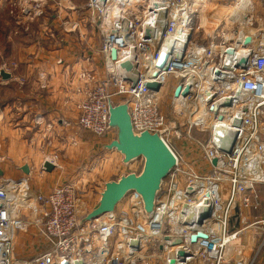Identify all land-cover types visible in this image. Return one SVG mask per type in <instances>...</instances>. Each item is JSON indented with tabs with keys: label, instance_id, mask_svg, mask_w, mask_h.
Masks as SVG:
<instances>
[{
	"label": "built area",
	"instance_id": "2783aa9c",
	"mask_svg": "<svg viewBox=\"0 0 264 264\" xmlns=\"http://www.w3.org/2000/svg\"><path fill=\"white\" fill-rule=\"evenodd\" d=\"M2 1L18 23L42 18L47 7L57 5L52 17L62 30L82 36L84 19L72 17V0ZM242 1L245 21L226 22L230 29L223 27L217 40L209 33L195 38L198 14L210 0H88L83 5L104 38L100 51L106 71L77 104V125L96 137L105 134L109 98L127 102L135 131L158 132L177 165L150 215L131 192L116 213L82 225L91 186L84 172L46 195L33 189L27 175L3 173L0 264H255L264 247V216L245 212L259 209L255 185L264 184V46L257 44L264 37V0H218L233 9ZM131 53L127 70L123 59ZM138 53L152 56L148 76L138 71ZM82 77L90 83L89 73ZM150 81L159 82V90L148 88ZM169 86L168 111L162 95ZM57 159L53 154L44 163L58 167ZM236 210L240 226L230 230ZM24 232L34 239L27 254L16 250ZM200 232L206 236L192 240Z\"/></svg>",
	"mask_w": 264,
	"mask_h": 264
},
{
	"label": "crops",
	"instance_id": "0c3cea01",
	"mask_svg": "<svg viewBox=\"0 0 264 264\" xmlns=\"http://www.w3.org/2000/svg\"><path fill=\"white\" fill-rule=\"evenodd\" d=\"M0 13V23L3 21L6 27V46L0 47V64H6V70L12 74L9 80L2 81L0 78V86L10 91L0 107L4 118L0 130L2 159L6 161L2 169L9 176L16 171L24 174L20 168L28 164L31 171L28 178L33 189L46 195L56 186L78 176L75 172L80 159L84 161V155L74 156L72 143L80 150L87 148L91 139H95L103 148V144L113 139V134L96 137L77 125V104L90 89V83L82 74H88L89 68L94 67L97 68V80L104 77L101 40L97 42V48H92L95 52L92 51L90 56L87 44L90 42L85 30L82 29L81 38H75H80L81 43L73 44V34L60 29L58 36H64V44L46 46L41 39L46 38L48 24L35 27L41 20L46 21L45 16L31 22L18 23L15 15L10 13V6L2 0ZM51 21L58 22L53 17ZM90 59L97 61V66L95 63V66H91ZM46 136H49L50 146L46 142L48 139L42 140ZM68 150L72 151L71 154H67ZM53 154L58 155V167L51 172L41 171L40 167L46 158ZM65 171L73 175L66 177ZM37 174L41 179L35 180ZM257 185H261L259 190ZM95 188L98 193L102 187L98 185ZM255 191L260 203L259 209H250L245 215L264 216V184H256ZM239 226L232 224L233 228ZM255 264H264V247Z\"/></svg>",
	"mask_w": 264,
	"mask_h": 264
},
{
	"label": "water",
	"instance_id": "95a60500",
	"mask_svg": "<svg viewBox=\"0 0 264 264\" xmlns=\"http://www.w3.org/2000/svg\"><path fill=\"white\" fill-rule=\"evenodd\" d=\"M111 54L115 58L116 49L113 48ZM125 67L129 69L131 67L130 63H126ZM11 77L12 74L1 66V80H9ZM132 80L134 83L137 82L136 77ZM146 86L157 91L160 88V83L150 81L146 82ZM180 89V87L176 88L175 96L179 94ZM187 92L188 89L185 93ZM108 105L109 122L107 132L113 134V139L103 144V148L109 151H117L121 156L123 165H127L137 158H142L143 166L140 172L132 171L120 175L117 179L105 181L99 192L100 197L97 205L79 219L80 225L104 214L116 213L118 205L131 192H136L139 195L145 213L150 215L154 210L157 196L162 189L165 178L177 165V156L173 149L158 132L150 130L137 132L134 130L127 102L120 103L109 98ZM213 163L216 164V159L213 160ZM44 167L46 171L51 172L55 165L51 161H46ZM20 169L25 175H30L31 171L28 164ZM3 173V169L0 168V175H3ZM198 236L205 237L206 235L201 232L197 233L192 236V240H195ZM176 239V242L181 241L180 238ZM77 264L83 263L80 261Z\"/></svg>",
	"mask_w": 264,
	"mask_h": 264
},
{
	"label": "rangeland",
	"instance_id": "374dc122",
	"mask_svg": "<svg viewBox=\"0 0 264 264\" xmlns=\"http://www.w3.org/2000/svg\"><path fill=\"white\" fill-rule=\"evenodd\" d=\"M72 2L74 3V6L76 7L73 10V12H75V13L73 14L72 17L74 19H78L79 21H80L81 17L84 19L82 21V24H83L82 29L85 30L86 36L89 37L88 40L90 43H87V42L86 43L89 45L88 49L91 52L89 54H90V56H92V54H93L92 51H94L92 48L93 47L97 48V42H99L100 40H101V44H102V37L100 36V32H99L98 28H96L95 25L92 24V17L90 16V13H88L87 10L83 7V5H85L88 2V0H72ZM228 7H230L231 10L233 9L232 5L228 6L226 4L219 3L218 0H210V3L205 8L201 9L199 14H198V17H197L198 29H197V32L195 34V38L197 40H201L205 36L207 37L208 33H209V36H211V35L215 36L216 33H221L220 28L222 29L224 26L226 28L230 29V27L228 25L229 24L228 21H225L223 19V18H227L228 16H231V13L228 12L230 10V8L228 9ZM236 7H238V6H236ZM236 7H234V8H236ZM240 7H238L239 10H238L237 17L243 16V13H239V12H241ZM59 10H60L59 6H57V5H52V6L47 7L46 15H45L46 21L41 20L39 22V25L35 26L36 28H38V27H41V25L43 26L44 24H48V26L46 28L49 29V31L45 34L46 38L41 39L43 41L42 42L43 45L49 46L50 44H52V45H63L64 44V40H63L64 36L63 35L58 36L60 29H62V28H60L57 21L55 23L51 21L52 15H54ZM64 10L65 9L63 8V11ZM240 14H242V15H240ZM0 15H1V13H0ZM232 16H233V18H236L234 15H232ZM221 20L223 23L220 22ZM226 22L228 24H226ZM217 24H221V25L218 27L217 32H214L213 30L217 27ZM0 26L3 29L6 28V27H4L3 21L0 23ZM76 36L81 38L79 33L75 32L72 35V37H74V40H75ZM80 38H79V40L76 39L75 42H73V44L78 43V42L81 43L82 40ZM217 39H220V37H215V40H217ZM100 48H101V45H100ZM90 63H91V66H95L94 63L97 66V61L95 62L93 59H90ZM0 66H1V64H0ZM103 68H104V72H105L104 62H103ZM89 74L91 76V78H90V89H92L95 85L96 80H97V68L90 67L89 68ZM8 92H10V91H7V90L1 88V86H0V102L4 100V98H5V96H7ZM170 98H171V95H170V86H169L168 90H166L164 92V94L162 95L163 108H167L166 110H168V111L170 109V105L167 103L169 102ZM3 121H4V118L2 116H0V130H1V126H2ZM104 136H100V137H104ZM43 138L48 139V140H46V142L50 146L51 142L49 140V136L42 137V140H45ZM71 146L73 147V150H74L73 151V153L75 154L74 156L78 157V156L84 155L83 156L84 161H82L80 159V161H79L80 164H78V169L76 170L75 173H76V175H80L81 172H84V174L87 177H89L91 180V184H92L91 187L92 188L88 190V193L86 196L90 210H92L97 205V202H98L99 197H100V194H99V192L97 193V189L95 188V186L99 185L100 187L103 188V185H104L103 183L105 181L117 179L120 175L125 174V173H129L132 171L140 172L142 169V166H143L142 158H137V159L131 161L130 163H128L127 165L122 166L120 163V154L115 152V151L105 150L104 148H102L101 144L95 139H91L90 145L87 148H82V149L80 148V150L76 149L77 146L74 143H72ZM60 147L61 146H59V148ZM62 147H63V145H62ZM100 148H102V149H100ZM77 150H78V152H77ZM2 151L3 150H2L1 134H0V168L1 169H2L3 165H5L4 163L6 162L4 159H2ZM71 152L72 151L68 150L67 154H71ZM57 157H58V155H57ZM59 171L62 172V170H59ZM65 172H66V174H65L66 177H70L72 174L68 171H65ZM16 174H21V173H19L18 171L13 173V175H15V176H16ZM0 176H3V175H0ZM38 179H41V176L39 174H37L35 176V180H38ZM102 188H100V189H102ZM123 203H124V201L119 204V207L122 206ZM117 209H118V207H117ZM81 211L82 212L85 211L84 207L81 209ZM239 215H240V212L238 213V216ZM235 222H236V220H234V224H235ZM239 224H240V216L238 219V225ZM231 226H232V223H231ZM231 226H230V228H232ZM24 234L23 233L20 234L21 238L20 239L18 238V240L16 242V250L18 252H20L21 254H27L28 253V251H27L28 247L34 248V245L32 242V241H34V239H32L33 236L31 234H28V232H24Z\"/></svg>",
	"mask_w": 264,
	"mask_h": 264
},
{
	"label": "bare ground",
	"instance_id": "6f19581e",
	"mask_svg": "<svg viewBox=\"0 0 264 264\" xmlns=\"http://www.w3.org/2000/svg\"><path fill=\"white\" fill-rule=\"evenodd\" d=\"M243 3H242V5H237L238 7H240V8H242L243 7V4H244V2H246V1H242ZM238 7H236V8H234V9H232L231 10V8L230 7H228V9L230 8V10L228 11L229 13H231V16H228L227 18H223L225 21H228V23L229 24H234V20L237 18V15H238V10H239V8ZM233 8V7H232ZM114 7H113V9H112V12H114ZM241 10V9H240ZM240 13V12H239ZM227 14V13H226ZM232 15H234L236 18H233V16ZM245 17V16H244ZM244 17L243 16H240V18H241V21H245V19H244ZM244 19V20H243ZM220 22H222V20L220 21ZM223 23V22H222ZM221 23V24H222ZM221 24H217V27L213 30L214 32H217V29H218V27L221 25ZM225 27V26H224ZM212 31V32H213ZM100 32V31H99ZM222 32H224V30H222L221 29V33H216L215 34V36H212L211 35V37H220L221 36V34H222ZM246 32L247 33H250L251 34V32L252 31H249V30H246ZM264 32V31H263ZM211 33V32H210ZM212 34V33H211ZM100 36L102 37V44H101V48H100V50L103 48V46H104V44H103V42H104V38H103V36H102V34H101V32H100ZM253 38V35H251L248 39H247V41L249 42L250 41V39H252ZM257 44H258V46L260 45V47H263L264 46V37H262V40H260V37H259V40H258V42H257ZM114 49H116V48H114ZM165 51V50H164ZM166 52V51H165ZM138 54H140V61H139V64H138V71H139V73L141 74V76H143V77H145V76H148V74H149V72L151 71V64H150V60L152 59V56H151V54H148V53H138ZM116 55H117V50H116ZM132 53L130 54V56L129 57H127L126 56V54L124 55V59H123V61H124V63H123V67H125V64L126 63H128V60L130 61V57H132ZM103 56V55H102ZM103 58H104V56H103ZM157 60V59H156ZM155 60V61H156ZM126 62V63H125ZM130 63V62H129ZM137 68V67H136ZM130 69V68H129ZM127 70H128V68H127ZM105 71H106V68H105ZM105 73V72H104ZM156 73V72H155ZM130 113H131V111H130ZM131 116H132V114H131ZM132 123H133V120H132ZM133 128H134V126H133ZM135 130V129H134ZM144 131V130H143ZM137 132H141V131H137ZM105 134H97V136L98 137H100V136H104ZM259 137L260 136H258V138L257 139H259ZM251 158V154L250 153H248L247 154V156L244 158V160H245V162H248L249 161V159ZM165 180H166V178H165ZM256 186V185H255ZM257 201L259 202V199H258V196H257ZM259 205H260V203H259ZM236 214L237 213H239V211H237L236 210V212H235ZM108 214H110V213H108ZM235 216V214L233 215V217ZM233 217L231 218V220H230V224H229V226H231V223H232V220H233ZM232 227V226H231ZM230 228V227H229ZM232 229H235V228H230V230H232Z\"/></svg>",
	"mask_w": 264,
	"mask_h": 264
},
{
	"label": "trees",
	"instance_id": "16d2710c",
	"mask_svg": "<svg viewBox=\"0 0 264 264\" xmlns=\"http://www.w3.org/2000/svg\"><path fill=\"white\" fill-rule=\"evenodd\" d=\"M6 36H5V31L4 29L0 26V47L1 48H4V46H6ZM1 88H3V86H1ZM6 90V88H3ZM3 101L0 102V107L2 105ZM259 187H261V185H257V189L259 190ZM238 219H239V216H238V213L235 214V216L233 217V220H232V224H234V220H236L234 226L236 227L238 225Z\"/></svg>",
	"mask_w": 264,
	"mask_h": 264
}]
</instances>
